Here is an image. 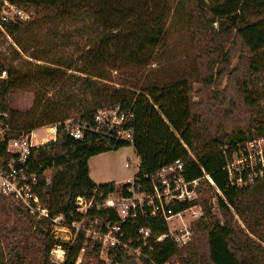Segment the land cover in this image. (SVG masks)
Masks as SVG:
<instances>
[{
	"label": "trees",
	"instance_id": "1",
	"mask_svg": "<svg viewBox=\"0 0 264 264\" xmlns=\"http://www.w3.org/2000/svg\"><path fill=\"white\" fill-rule=\"evenodd\" d=\"M8 1L34 8L38 19L45 24L73 26L70 32L66 30L64 34L51 37L59 38L62 47L72 45L77 51L75 60L49 61L51 66L29 63L32 68L27 71L0 54V76L3 71L7 73L0 78V115H7L15 135L69 118L90 121L97 110L117 104L130 114L128 126L132 129V144L94 134H86L82 141L74 140L60 128L50 151L40 148L32 155L33 170L41 173L52 168L50 183L40 194L50 212L66 211L77 196H90L96 188L105 193L114 190L115 183L97 185L90 178L88 160L106 151L132 146L139 158L136 177L140 179L180 159L186 180L208 174L214 184L207 179L199 181L198 201L203 215L192 224L191 241L177 247L171 240H163L154 253L158 263L179 255L178 264H261L258 259L264 258V247L254 243L234 224L233 217L237 215L248 233L264 244V178L245 187L230 185L218 147L226 144L229 150L237 148L258 136L264 123V111L260 108L264 100V0H184L194 3L201 29L208 30L216 23L217 30L203 37L207 40L199 58L204 59L206 74L176 78L168 76L166 71L154 78L149 74L150 69L144 75V69L155 62L158 47L166 35L169 13L166 0ZM26 25L28 23H2L1 27L12 37ZM4 33L0 30L3 42ZM77 37L83 44L76 40L71 42ZM16 44L22 53L27 52ZM12 50L20 56L16 49ZM236 55L238 61L231 67ZM29 57L41 60L32 53ZM42 61L48 62L43 56ZM217 63L222 67L221 71H216L214 79L212 72ZM125 70H131L128 80L113 79L111 72L117 74ZM223 76H226L224 89L213 87L202 94L197 90L201 99L194 101L193 82L218 86L217 80ZM32 86L57 91L45 101H42V93L35 98L37 116L33 123L27 124L9 107L8 96L14 90ZM206 96L208 102H213H205ZM215 102H228L232 110L245 111L249 115L245 124L231 116V119H219L213 106ZM71 111L75 114L70 115ZM41 184L40 190L42 180ZM213 195L223 221L211 211L209 201ZM8 201L45 236L42 264H47L53 241L49 238L46 221L28 216L16 201L0 196V202ZM182 207L178 205L177 209ZM108 213L115 219L111 211ZM122 226L127 236L132 237L139 227H149L154 234L167 231V225L160 219H139L132 224L126 221ZM82 242L79 237L69 247L64 264L75 263ZM85 255L91 259L81 264H103L97 252L88 249ZM111 258V264H116L114 256ZM116 258L118 264H141L125 254L117 253ZM5 264L23 263L10 259Z\"/></svg>",
	"mask_w": 264,
	"mask_h": 264
},
{
	"label": "built area",
	"instance_id": "2",
	"mask_svg": "<svg viewBox=\"0 0 264 264\" xmlns=\"http://www.w3.org/2000/svg\"><path fill=\"white\" fill-rule=\"evenodd\" d=\"M33 16L31 10L8 0H0L1 31L2 23L25 24ZM129 120V112L119 104L104 107L97 110L90 121L69 118L43 126L41 129L45 136L34 143V130L15 135L7 115H0V196L16 201L28 216L46 221L53 241L47 264H64L69 247L79 237L83 242L74 264H81L88 249L97 252L103 264H111V256L118 264L117 253L141 264H176L171 260L158 263L153 255L157 245L165 239L171 240L177 247L191 241L192 223L203 215L198 201L199 181L207 179L214 184L208 174L199 179L186 180L184 163L180 159L153 174L144 175L142 179L136 177V172L126 183L115 185L114 190L108 193L96 188L90 196H77L72 206L63 212H50L41 199L40 194L50 183L52 168L41 173L33 170L32 155L40 148L50 151L60 128L74 140L82 141L86 134H94L132 144ZM236 147L232 150L226 144L218 147L229 184L245 187L263 179L264 123L258 136ZM132 164L129 160L124 166L128 168ZM41 180L43 188L40 190ZM178 205L184 207L177 209ZM104 210H110L115 219ZM154 217L165 222V233L154 234L149 227H139L132 237L127 236L121 227L126 220L134 223L137 218Z\"/></svg>",
	"mask_w": 264,
	"mask_h": 264
},
{
	"label": "rangeland",
	"instance_id": "3",
	"mask_svg": "<svg viewBox=\"0 0 264 264\" xmlns=\"http://www.w3.org/2000/svg\"><path fill=\"white\" fill-rule=\"evenodd\" d=\"M166 2L169 7L168 19L166 22V35L163 43L158 47L155 62L144 69V75L147 74V70L149 69V74L154 78L160 76L163 71H166L168 76L174 78L180 75L193 77L194 75L199 76L206 74L207 67L204 65V59L201 60L199 58L201 55L200 51L207 40L203 37L211 36L209 34H212L217 30V24L214 23L208 30L201 29V24L197 20L198 16L193 2H184V0H166ZM178 3L179 11L176 13ZM19 6L33 11L34 16L32 20L28 22V25L19 28L12 37L7 36L2 31L6 35V40L3 42L0 38L1 55L7 57L9 60H13L14 64H21L24 71L30 70L35 63L51 66L49 61L57 60L59 62H64L70 58L73 60L76 59L77 51L75 46L68 45V47H62L61 43L63 44V42H60L59 38L53 40L51 37L52 34H64L66 33V30L70 32L73 26L68 25L67 27H64V25H61L60 23H53L51 25L45 24L38 19L34 8H27L23 5ZM75 40L78 44H83L81 42L82 40L78 39V37L71 40V42ZM16 42L23 48H26L27 52L22 53ZM12 49H16V51L19 52L20 58ZM30 53L39 56L41 60L30 58ZM42 56L45 57L48 62L42 61ZM236 61H238V55L234 56L231 67ZM221 67L222 64L219 65V63L214 66L212 72L214 79L216 71H221ZM125 71L126 72L122 71L117 74L113 71L111 72V75L114 80H128L130 77L129 71L131 70ZM70 72L75 73L73 71H69V73ZM2 75L3 77L0 78L6 77L7 73H1V76ZM200 79L201 77H199V80ZM263 82L264 79L262 83ZM217 83H219L218 86L213 84L211 87H207L201 82H193L192 87L194 93L192 97L194 101L201 99L200 96H197L196 94L197 90L202 94L209 89L212 90L213 87H217L218 90L224 89L226 85V76L218 78ZM56 91L57 89H47L44 88V86H42V90H39L37 86H32L28 89L14 90L10 92L8 96V104L9 107L16 112L19 120L30 124L33 123V118L37 116V110L34 107L35 98L39 97L42 93V101H45L47 97H52ZM45 92L49 93L45 95ZM206 99L207 96L205 102H208ZM212 102L213 101H209L208 103ZM213 106L216 109L217 117L222 120L223 118L231 119L232 117L244 125V120L249 116L240 108L232 110L228 107V102H215ZM260 108L264 111V100L260 102ZM228 111L229 115L226 116ZM69 114L74 115L75 111H71ZM42 127L34 130V143H36L41 137L45 136L44 130L41 129ZM184 147L187 148L186 145H184ZM129 160H131L133 164L126 168L124 164ZM138 165L139 158L134 153L132 146H123L115 150L106 151L95 155L88 160L91 179L97 185L109 182H113L115 185L126 183V181L137 172ZM47 174H50V172H47ZM217 192L221 195L219 191ZM209 203L211 205L212 213L217 216L218 219L223 221L214 195L211 197ZM29 220L30 219L27 216L17 211L16 206L10 201L0 202V264H5L10 259H13V261L18 259L22 261L23 264H42L46 238L38 229H35L34 223H29ZM173 223L175 224L177 222L173 221ZM233 223L238 224L242 231L252 238L254 243H258L264 247V244L260 243L258 238L248 233L240 218L235 214L233 217ZM257 231L259 230L257 229ZM193 236L194 232L192 237ZM50 237L51 236L49 235V238ZM179 257V255H176L171 261L178 264L176 259H179ZM183 257H187V255L183 254ZM85 259L90 260L91 258L86 256ZM258 260L261 261V264H264V258Z\"/></svg>",
	"mask_w": 264,
	"mask_h": 264
},
{
	"label": "bare ground",
	"instance_id": "4",
	"mask_svg": "<svg viewBox=\"0 0 264 264\" xmlns=\"http://www.w3.org/2000/svg\"><path fill=\"white\" fill-rule=\"evenodd\" d=\"M105 212H109L110 210H104ZM140 218H137L136 219V221L137 220H139ZM148 219H160V218H158V217H154V218H148ZM144 220V219H143ZM161 220V219H160ZM126 221H128V222H130V220H126ZM126 221H124V222H126ZM131 223V222H130ZM123 224V223H122ZM122 224H121V227H122V229H123V226H122ZM132 224V223H131ZM124 230V229H123ZM125 231V230H124ZM126 233V232H125ZM156 250V249H155ZM154 253H155V251H154ZM154 253H153V255H154ZM154 258H155V255H154ZM155 260H156V258H155ZM157 261V260H156Z\"/></svg>",
	"mask_w": 264,
	"mask_h": 264
},
{
	"label": "crops",
	"instance_id": "5",
	"mask_svg": "<svg viewBox=\"0 0 264 264\" xmlns=\"http://www.w3.org/2000/svg\"><path fill=\"white\" fill-rule=\"evenodd\" d=\"M89 176H90V178H91V174H90V171H89Z\"/></svg>",
	"mask_w": 264,
	"mask_h": 264
}]
</instances>
